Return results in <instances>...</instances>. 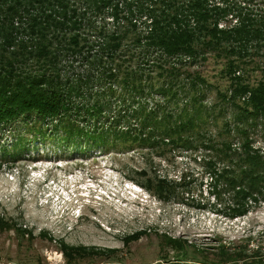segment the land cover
<instances>
[{"label": "trees", "instance_id": "obj_1", "mask_svg": "<svg viewBox=\"0 0 264 264\" xmlns=\"http://www.w3.org/2000/svg\"><path fill=\"white\" fill-rule=\"evenodd\" d=\"M206 52L222 61L226 85L216 96L233 115L221 141L202 131L207 119L198 98L210 82L181 68ZM262 73L264 0H0V130L23 127L2 153L12 163L27 155L30 140L84 150L81 156L98 150L152 157L202 146L211 153L205 172L222 189L214 184V201L196 207L244 216L264 200V149L248 136L258 121L264 126ZM184 179L154 174L141 184L167 202L185 188ZM221 192L228 201L217 209ZM9 229L28 233L0 218V232ZM160 243L176 252V262L188 260L190 247L200 257L190 264H264V251L247 248L248 241L218 239L212 258L180 237L162 234ZM59 247L71 262L102 253Z\"/></svg>", "mask_w": 264, "mask_h": 264}, {"label": "rangeland", "instance_id": "obj_2", "mask_svg": "<svg viewBox=\"0 0 264 264\" xmlns=\"http://www.w3.org/2000/svg\"><path fill=\"white\" fill-rule=\"evenodd\" d=\"M105 20L107 26L112 25L109 19ZM184 60L181 68L201 73L212 86L205 88L198 98L204 109L201 115L207 119L202 126L205 138L226 139L224 123L232 120L233 115L216 96V89H225L226 85L219 74L222 61L209 52L204 59L197 57L193 63ZM182 95L181 92L177 95L179 109ZM18 129L23 127H13L9 132L0 130V218L28 233L20 235L13 229L0 232V264H190L191 259L198 261L199 255H193L188 247L185 253L188 260L176 262V252L160 243L162 234L207 248L204 251L209 258L213 257L211 247L218 239L227 245L248 241L247 248L258 246L264 251V200L252 205L246 215L234 218L209 206L196 207L202 204L200 200L208 199L209 205L214 201L209 193L214 184L218 190L222 189L221 182L216 184L205 172L211 153L202 146L192 151L175 149L152 157L145 152L99 153L98 150L81 156L84 150H62L53 147L50 140H30L26 145L27 155L11 163V157H4L2 146L10 149L17 142L16 132L12 131ZM248 133L254 146L263 150L262 122L249 128ZM19 134L30 136L22 130ZM216 168H221V162ZM154 174L175 180L185 175V188L169 201H163L142 185ZM227 199L228 195L221 192L220 201L214 207L223 208ZM141 230L144 233L137 234ZM129 236L137 237L126 244L124 239L127 241ZM61 242L83 248L85 253L91 249L102 253L66 261L59 247Z\"/></svg>", "mask_w": 264, "mask_h": 264}, {"label": "bare ground", "instance_id": "obj_3", "mask_svg": "<svg viewBox=\"0 0 264 264\" xmlns=\"http://www.w3.org/2000/svg\"><path fill=\"white\" fill-rule=\"evenodd\" d=\"M42 171V170H41ZM33 176H35V175H33ZM86 193V192H85ZM69 202V201H68ZM59 204V203H58Z\"/></svg>", "mask_w": 264, "mask_h": 264}]
</instances>
